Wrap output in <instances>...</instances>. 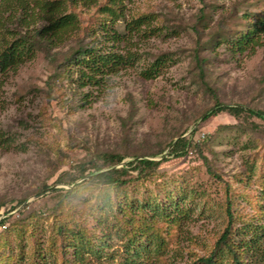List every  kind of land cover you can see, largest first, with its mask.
Listing matches in <instances>:
<instances>
[{
  "label": "rangeland",
  "instance_id": "obj_1",
  "mask_svg": "<svg viewBox=\"0 0 264 264\" xmlns=\"http://www.w3.org/2000/svg\"><path fill=\"white\" fill-rule=\"evenodd\" d=\"M104 3L107 0L72 7L81 33L98 29L106 20L99 9ZM124 4L127 19L155 14V25L165 31L135 38L133 50L141 54L139 59L111 77L105 88L80 87L77 76L61 67L77 45L75 37L52 51L54 61L39 50L33 60L0 72V130L7 140L0 146V203L18 206L4 214L15 221L0 235V250L6 252L0 264H120L124 256L135 257L124 252L129 237L142 244L154 239L151 248L160 246L138 264H199L228 227V206L234 216V242L243 238L246 225L256 235L264 231V130L250 125L264 126V120L248 117L247 125L227 113L203 119L217 101L264 112V36L262 46L246 53L222 43L223 36L239 37L263 16L264 0ZM116 27L125 30L123 21ZM4 30L0 50L5 39L14 37V30ZM164 54L170 61L160 75L144 78L143 70ZM181 136L201 141L202 147L182 158L169 157L168 145ZM102 152L127 156L117 168L138 159L163 164L152 178L117 190L85 185L78 193L82 200L64 201L66 189L74 185L55 184L58 177ZM45 185L50 187L42 195ZM130 202L145 207L130 212ZM124 207L129 209L126 216ZM100 208L115 236L107 249L113 257L98 262L88 253L80 262L68 242L71 236L64 241L56 227L69 216L71 228L83 224L101 237L106 227L99 225ZM12 253L22 260L6 261Z\"/></svg>",
  "mask_w": 264,
  "mask_h": 264
},
{
  "label": "trees",
  "instance_id": "obj_2",
  "mask_svg": "<svg viewBox=\"0 0 264 264\" xmlns=\"http://www.w3.org/2000/svg\"><path fill=\"white\" fill-rule=\"evenodd\" d=\"M125 1L127 0H107V3L100 5V12L106 16L98 29L93 31H85L81 33L80 20L73 12L72 7L77 3H84V6L97 5L99 0H2L0 3V32L8 27L6 32H13L12 40H4V46L0 50V72H6L11 68H18L23 63L29 62L35 58L37 52L42 50L46 53L51 61H54L52 51L58 46L64 44L67 40L75 37L77 45L71 48V52L64 60L61 67H66L68 73L77 76L80 87L94 86L105 88L107 81H111V77L118 75L121 70L128 69L129 66L139 59L141 54L133 50L132 44L135 38L142 39L148 36L162 35L165 31L163 26L155 25L157 16L155 14H142L127 19ZM72 5V6H69ZM119 21H123L125 30L120 32L116 27ZM40 25V27H39ZM15 28V29H14ZM80 35V36H79ZM264 36V14L258 15V19L248 30L241 33L239 37H222V43L229 44L230 48L246 53L255 48L262 46ZM99 37L102 40H99ZM54 58V59H53ZM170 58L166 54L159 56L154 60L148 68L143 70L142 76L148 80L157 78L162 69L166 67ZM195 61L199 68V74L203 76V62L200 60L198 50L196 51ZM72 69V70H71ZM71 70V72L69 71ZM73 71H76L74 73ZM69 75V77L71 76ZM222 113L230 114L237 119H243V122L249 125L248 117H258L264 120V112L262 110H252L242 106H229L217 101L213 108L203 115L204 121L212 117H216ZM244 125V124H241ZM255 129L264 130V126L257 123L250 124ZM206 139V137H205ZM204 139V140H205ZM202 140V141H204ZM6 138L2 130H0V146L5 143ZM172 146L169 157L182 158L188 156L194 148H201V141H195L192 137H180ZM127 156L119 153H96L91 156L88 161L81 162L74 166L71 171L63 172L55 184L74 185L71 189H66L64 201L72 202L74 200H82L80 188L88 185H104L107 189L117 190L125 185H129L135 180L152 178L159 170L161 162L148 159H138L128 163L126 166L117 168L122 164ZM167 162V161H166ZM106 170V171H105ZM133 173H137L134 178ZM91 179H87L89 176ZM83 180L80 184L76 182ZM50 186L45 185L42 191L45 195ZM59 189H51L49 192H56ZM65 191V189H63ZM185 193V189H180ZM41 197V194H37ZM25 202H19L20 205ZM130 212L134 210H143L145 206L138 207L134 202H130ZM127 206V204H126ZM18 206H8V203H0V216L8 214L16 210ZM26 209V208H24ZM23 209V211H24ZM179 209V208H178ZM124 215L129 211L124 207ZM23 211L19 212L20 218ZM122 211V210H120ZM180 211V210H179ZM229 216V225L224 233L219 237L216 244L210 251L209 255L199 258V264H264V231L260 235L252 226L246 225L242 229L243 238L239 243L232 239L233 232L232 222L234 216L231 206L226 210ZM163 218H167L166 209H162ZM182 212L180 211V215ZM99 225L106 229L101 237L91 234L83 224L79 228H71L67 223L71 219L66 218L62 223L57 225V236L68 238V242L75 250V254L79 261H83L86 254H92L95 259L100 262L103 259L111 258L112 253L107 250L111 249L114 235L107 228L106 217L103 215V208L98 210ZM132 220V218H130ZM18 220V219H17ZM130 220V224H132ZM10 217H6L0 221V235L4 234L10 228ZM122 230L124 228L120 227ZM116 231H120L119 228ZM124 231V230H123ZM125 236H127L124 231ZM151 232H147L146 235ZM138 236L141 237L140 233ZM121 238L120 235H117ZM145 240L147 236H144ZM128 238V237H127ZM150 238V237H148ZM54 240V237H53ZM154 240V239H152ZM147 239L146 244L143 241L128 238L125 243V254L131 255L133 252L135 257L127 258L124 256V262L120 264H138L143 258L148 259L149 255L156 254L160 251V246L151 248L152 241ZM158 241V238H156ZM156 241V243H158ZM54 242V241H52ZM139 244V246H136ZM36 249V248H35ZM157 249V252L154 251ZM36 251V250H35ZM0 255L5 256V250H0ZM34 252V256L36 257ZM16 254L12 253L6 261L18 262L23 256L16 259Z\"/></svg>",
  "mask_w": 264,
  "mask_h": 264
},
{
  "label": "built area",
  "instance_id": "obj_3",
  "mask_svg": "<svg viewBox=\"0 0 264 264\" xmlns=\"http://www.w3.org/2000/svg\"><path fill=\"white\" fill-rule=\"evenodd\" d=\"M203 137H204V136H203ZM6 217H7V216L4 215V214H2V215L0 216L1 220L4 219V218H6ZM1 220H0V221H1Z\"/></svg>",
  "mask_w": 264,
  "mask_h": 264
}]
</instances>
